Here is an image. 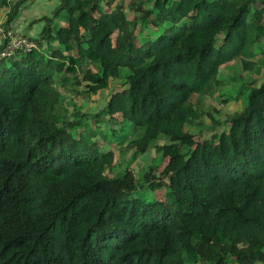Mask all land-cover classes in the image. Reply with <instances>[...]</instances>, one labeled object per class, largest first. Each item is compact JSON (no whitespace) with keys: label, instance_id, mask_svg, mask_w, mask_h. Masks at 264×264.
Returning <instances> with one entry per match:
<instances>
[{"label":"trees","instance_id":"trees-1","mask_svg":"<svg viewBox=\"0 0 264 264\" xmlns=\"http://www.w3.org/2000/svg\"><path fill=\"white\" fill-rule=\"evenodd\" d=\"M22 3L0 0L6 31ZM39 22L30 52L0 44V264H264V0Z\"/></svg>","mask_w":264,"mask_h":264},{"label":"rangeland","instance_id":"rangeland-1","mask_svg":"<svg viewBox=\"0 0 264 264\" xmlns=\"http://www.w3.org/2000/svg\"><path fill=\"white\" fill-rule=\"evenodd\" d=\"M44 2H46V1H42L39 5H37V7H41L43 9V11L41 13H39V14H36V13H28V15L32 16L31 18H32L33 21H38L43 16H45V17L51 16L52 9L50 7H52V6H49V4H46ZM5 16H6V13L0 14V21H1L2 25H4ZM18 19H19V17H17V20ZM17 20H16V22H17ZM16 22H14L10 26L11 31H13L15 33L18 32V33L23 34V35H26L27 34L28 36L35 35V33L34 34H30L29 29L26 30V29H22V28L18 27V25L16 26V24H17ZM42 25H44V22H42L41 24H36V25L34 24L32 26L33 28H31V30L39 31L42 28ZM2 42H3V40L0 38V44ZM233 69H234V67L232 65H227L226 67L222 68L220 70V75H219L220 76V79H224L226 77V75L228 73H231V71ZM82 88H83L82 86L79 87V90L82 91ZM61 92H62V90H61ZM107 97H108V93L107 92H100L98 95H94L92 97V99H93L92 102H89V103H84L81 98L74 97V95H73L72 98L74 100V103L77 106H79V107L82 106L83 110H85V111H94L97 107H101V105L105 101V98H107ZM224 109H226V107H224ZM230 109L231 110H233V109H235V110L236 109H239V103H234L233 106L230 107ZM212 115H213L214 119H216V116L214 114H212ZM152 153L154 154V152H152ZM148 165H150V154L145 155L144 157H142L140 159V162L137 164V169L139 171H141V169L146 168ZM123 167H125V165Z\"/></svg>","mask_w":264,"mask_h":264},{"label":"built area","instance_id":"built-area-1","mask_svg":"<svg viewBox=\"0 0 264 264\" xmlns=\"http://www.w3.org/2000/svg\"><path fill=\"white\" fill-rule=\"evenodd\" d=\"M0 38L3 40L4 49L1 56H10L15 52L28 53L35 48L34 43L23 34L5 30L0 21Z\"/></svg>","mask_w":264,"mask_h":264},{"label":"crops","instance_id":"crops-1","mask_svg":"<svg viewBox=\"0 0 264 264\" xmlns=\"http://www.w3.org/2000/svg\"><path fill=\"white\" fill-rule=\"evenodd\" d=\"M23 3H22V7L19 8V19L14 21L16 22V26L18 25V27L22 28V29H29L30 31V34H34L35 35H32V36H36L40 31H36V30H31V28H33L32 26L35 24H41L42 22H39L41 20V18L45 17H41L38 21H33L32 20V16L28 15V13H36V14H39L43 11V9L41 7H37V5H39L42 1H46L44 3L46 4H49V6H52L50 7L52 10L54 8V6L57 4V0H21ZM33 22H32V21ZM43 27V25H42ZM27 35V34H26ZM28 36V35H27ZM31 37V35L29 36Z\"/></svg>","mask_w":264,"mask_h":264}]
</instances>
